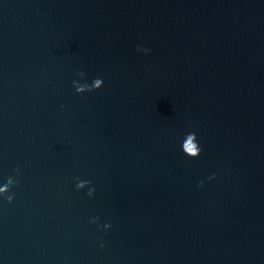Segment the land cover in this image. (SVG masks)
Returning a JSON list of instances; mask_svg holds the SVG:
<instances>
[{"label":"water","instance_id":"obj_1","mask_svg":"<svg viewBox=\"0 0 264 264\" xmlns=\"http://www.w3.org/2000/svg\"><path fill=\"white\" fill-rule=\"evenodd\" d=\"M5 185L0 264H264V0H0Z\"/></svg>","mask_w":264,"mask_h":264},{"label":"clouds","instance_id":"obj_2","mask_svg":"<svg viewBox=\"0 0 264 264\" xmlns=\"http://www.w3.org/2000/svg\"><path fill=\"white\" fill-rule=\"evenodd\" d=\"M102 83H103V81H102L101 79H96V80L94 81V85H93V87L98 88V87H100V86L102 85ZM89 90H91V89H89ZM83 91H84L83 88L77 87V92H83ZM213 178H214V174H213V176H210V177H209V179H213ZM9 183H11V181H9ZM201 183H203V182L201 181ZM76 187H77V189H79L80 187H82V185L77 184ZM7 192H8V186H7V185H5V186H3V187H0V197H4V196L7 194ZM94 192H95V188L92 187V188L89 189L87 195H88L89 197H92L93 194H94ZM7 200H8L9 202H11V200H12V196H7ZM91 222H92V223H95L96 221H95L94 218H92V219H91ZM102 227H103L104 230H108V229L111 227V225H110L109 223H105ZM100 246H101V248H103L104 245L101 244Z\"/></svg>","mask_w":264,"mask_h":264}]
</instances>
